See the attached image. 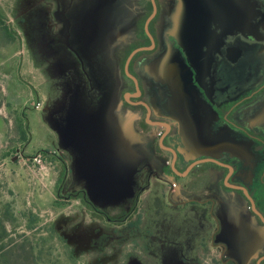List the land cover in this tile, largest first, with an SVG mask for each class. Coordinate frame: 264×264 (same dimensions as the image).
I'll return each instance as SVG.
<instances>
[{
    "label": "rangeland",
    "instance_id": "374dc122",
    "mask_svg": "<svg viewBox=\"0 0 264 264\" xmlns=\"http://www.w3.org/2000/svg\"><path fill=\"white\" fill-rule=\"evenodd\" d=\"M149 1L0 0V221L12 239L32 241L39 264H144L142 256L148 258L144 240L157 230L148 231L156 220L142 194L152 172L164 168L167 155L157 146L164 128L145 127V112L130 109L123 96L134 90L124 65L152 13ZM175 1L172 20L162 7L157 23L162 52L140 57L135 69L157 119L177 128L184 126L185 112L168 118L166 94L151 85L157 77L180 75L183 66L164 46L183 45L184 33L198 28L196 15L185 16L197 14L196 0ZM207 1L224 14L236 13L237 21L255 15L260 5ZM99 48L98 62L107 66L101 74L94 67ZM103 90L116 99L109 122L119 123V133L103 123L113 105L95 101ZM194 132L187 127V143ZM121 139L130 160L121 158ZM40 155L44 166L33 168ZM164 246H156L157 256L146 263L188 264L167 263ZM171 249L167 244L165 251Z\"/></svg>",
    "mask_w": 264,
    "mask_h": 264
},
{
    "label": "flooded vegetation",
    "instance_id": "af4514ba",
    "mask_svg": "<svg viewBox=\"0 0 264 264\" xmlns=\"http://www.w3.org/2000/svg\"><path fill=\"white\" fill-rule=\"evenodd\" d=\"M155 1L157 15L149 25L155 46L134 56L129 66L130 76L125 70L126 62L124 65V77L134 86L133 92L124 94V102L135 112H145V127L164 128L157 146L159 153L167 155L165 165L161 173L152 172L155 174L147 178V187L153 183L161 187V196L166 203L179 209L189 200L198 204L214 203L217 207L225 203L222 193H235L243 203L240 209L264 231V14L258 12L264 8V0H253L260 4L257 13L240 15L239 21L236 13L224 14L218 6L212 7L214 1L196 0L197 14L186 12V17L196 15L199 18L198 28L192 33H184L188 37L183 45L178 46L175 42L171 47L168 44L163 51L173 53V60L179 59L183 71L180 75L171 73L166 78L157 77L156 85L151 83L154 90L166 94L168 118L185 112L184 126L177 128L171 120L157 119L155 107L146 99L145 83L135 69L140 57H154L162 52L157 29L162 7L167 18L172 20L170 13L176 1ZM188 1L184 0V5H188ZM150 4L153 13L151 0L149 7ZM232 9L235 11V7ZM136 45L142 46L139 48L152 46L145 25L141 38L131 43L127 50L139 49H133ZM126 95H131L129 101ZM178 100L184 107L176 106ZM148 119L169 128L152 126L147 123ZM189 126L195 131V137L187 143L185 134ZM225 133L235 138L236 144L244 146L247 153L233 150L234 153H219L218 157H197L200 145L215 146ZM173 181L179 183L180 192L171 188ZM142 197L149 200L150 213L152 206L161 213L164 204L159 198L152 205L150 196L142 194ZM206 245L198 250V264H208L209 261L238 264L225 249L218 246L207 248ZM250 264H264V243L261 253Z\"/></svg>",
    "mask_w": 264,
    "mask_h": 264
},
{
    "label": "crops",
    "instance_id": "0c3cea01",
    "mask_svg": "<svg viewBox=\"0 0 264 264\" xmlns=\"http://www.w3.org/2000/svg\"><path fill=\"white\" fill-rule=\"evenodd\" d=\"M100 27H102V24ZM99 33L98 37L102 34L101 32ZM101 53L102 51L99 48L95 52L96 55H94L97 59L96 62L94 60V67L99 74H101L102 71L107 70L105 63L98 62L101 59ZM91 56L92 55H90L89 58L92 59L93 57ZM90 61L92 62L93 59ZM80 83H82V81H80ZM99 85L102 87L101 83ZM110 96L112 97V95L103 90L102 93L100 92L97 94L95 101H97V103L107 101V103L113 104L110 107L108 114L102 113L103 115H106L103 117L105 119H103V121H105L103 123L108 124L111 129H114L119 133L116 128L119 123L113 118V121H111V123L109 122V119L111 118L110 116L112 113H115L116 110L114 109L117 106L116 99L114 97L110 98ZM50 100L51 94L49 95V101ZM101 105L102 108L100 106V113L104 109V105ZM147 123L152 125L150 122ZM222 134L223 133L219 134V136ZM223 136V138L219 137L218 143L215 146L205 144L200 145L197 148V157H218L219 153L228 151L234 153L233 150L241 152L242 154L247 153L246 148L242 145L236 144V139L231 138L230 134L225 133ZM124 142L125 139H121V145L119 146L122 151L121 158H127L130 160V158L126 156ZM235 156L240 157L237 153H235ZM154 184L155 183L148 187L145 192L146 195L144 196H150L149 198L152 200V205L155 203L156 199L159 198L163 202L164 208L161 210V213H158L157 209L152 206L151 213L154 215V220H156V222L150 224L149 230H147L150 232L157 230V235H151V239H143L144 242H146L144 245L145 249L143 248L145 251L143 253L148 257L146 259V256H142V260L144 259L143 261L145 263V260H150L149 256H157L156 254H158V252L156 246H163V244L165 245L163 254L166 256L164 260L167 263L185 261L188 264H198V250L201 246H205L206 244H208V246L206 245L207 248H215L218 246L225 249L229 256L238 264H250L251 261L261 253L264 243V231L257 226L255 221L247 215L245 211L240 209V207L243 206V203L240 197L235 193L229 191L222 193L225 203L223 205L219 204L217 207L214 203L198 204L195 202L192 203V200H189L186 203L187 205L185 204L184 207L179 209L168 205L165 199L161 196L162 188ZM167 244L171 247H175V249L166 252L165 249ZM152 260H158L161 262L159 264H162L161 259L152 258Z\"/></svg>",
    "mask_w": 264,
    "mask_h": 264
},
{
    "label": "trees",
    "instance_id": "16d2710c",
    "mask_svg": "<svg viewBox=\"0 0 264 264\" xmlns=\"http://www.w3.org/2000/svg\"><path fill=\"white\" fill-rule=\"evenodd\" d=\"M151 9V4H150ZM145 36V34H144ZM147 42L149 40L145 36ZM142 47L136 45L133 49ZM132 51H128L127 57ZM78 198H87L85 195H81L78 192L76 195ZM89 208L92 209V204L87 200ZM0 264H39L38 258L35 254V248L30 239L19 238L18 240L12 239L10 233L6 227L0 221Z\"/></svg>",
    "mask_w": 264,
    "mask_h": 264
},
{
    "label": "water",
    "instance_id": "95a60500",
    "mask_svg": "<svg viewBox=\"0 0 264 264\" xmlns=\"http://www.w3.org/2000/svg\"><path fill=\"white\" fill-rule=\"evenodd\" d=\"M151 3H152V6H153V13H152V15L147 19V21H146V23H145V31H146L148 37L150 38V40H151V42H152V46H151V47H145V48H139V49H137V50H135V51H133V52L131 53V55L128 57V59H127V61H126V65H125V70H126V73H127L128 76H130V75H129V66H130V63H131V61L133 60L134 56H135L136 54H138L139 52L152 50L153 47L155 46L154 39H153V37H152V35H151L150 31H149V25H150V23L152 22V20H153V19L156 17V15H157V4H156V1H155V0H151ZM128 97H129V98H128ZM130 98H131V95H126V99H127V100H129ZM148 122L152 123L149 119H148ZM152 125H154V126H163V127H167V128H169L166 124H161V123H152ZM162 141H163V139H161V146H162V148L164 149L165 147L163 146ZM190 169H191V167H190ZM190 169H189V170H190ZM256 212H257V211H256ZM257 213H258V212H257ZM259 215H260V214H259ZM260 217H261V215H260ZM261 218H262V217H261ZM262 219H263V218H262ZM263 221H264V219H263Z\"/></svg>",
    "mask_w": 264,
    "mask_h": 264
},
{
    "label": "built area",
    "instance_id": "2783aa9c",
    "mask_svg": "<svg viewBox=\"0 0 264 264\" xmlns=\"http://www.w3.org/2000/svg\"><path fill=\"white\" fill-rule=\"evenodd\" d=\"M31 163H32L33 168H37L39 166L41 169L45 164V159H43V156L40 155V156L35 157ZM171 188L178 192L181 191V187L179 186V183L176 181L171 182Z\"/></svg>",
    "mask_w": 264,
    "mask_h": 264
}]
</instances>
